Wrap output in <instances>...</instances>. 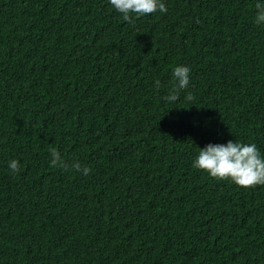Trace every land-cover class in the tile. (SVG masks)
Masks as SVG:
<instances>
[{"label":"trees","instance_id":"trees-1","mask_svg":"<svg viewBox=\"0 0 264 264\" xmlns=\"http://www.w3.org/2000/svg\"><path fill=\"white\" fill-rule=\"evenodd\" d=\"M163 2L0 0V264H264V185L191 167L208 143L264 156L255 0Z\"/></svg>","mask_w":264,"mask_h":264},{"label":"clouds","instance_id":"clouds-1","mask_svg":"<svg viewBox=\"0 0 264 264\" xmlns=\"http://www.w3.org/2000/svg\"><path fill=\"white\" fill-rule=\"evenodd\" d=\"M108 5L119 13L124 20L145 16L156 12H166L163 0H107ZM254 23L264 24V0H255ZM190 69L188 66H176L170 72L172 87L168 94L162 97L163 102L171 104L177 101L178 92L184 90L189 83ZM156 88L159 81H154ZM192 99L191 93L185 95V100ZM198 152L192 160L193 169L205 172L210 178L228 180L240 187L264 185V156L261 155L255 143H244L238 140H229L226 143H208L204 147H197ZM61 162L60 153L52 149L48 163L52 166ZM72 168L82 175H87L89 168L73 162ZM8 169L15 173L18 170V161L10 159Z\"/></svg>","mask_w":264,"mask_h":264}]
</instances>
